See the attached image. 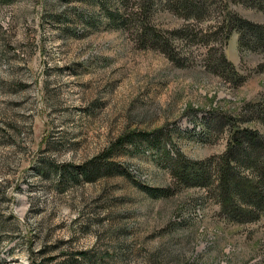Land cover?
<instances>
[{
    "label": "rangeland",
    "instance_id": "rangeland-1",
    "mask_svg": "<svg viewBox=\"0 0 264 264\" xmlns=\"http://www.w3.org/2000/svg\"><path fill=\"white\" fill-rule=\"evenodd\" d=\"M169 2L0 0V264H264V213L222 211L211 186L232 132L264 138V53L221 23L264 13ZM108 153L112 171L82 177ZM175 159L211 160L204 186Z\"/></svg>",
    "mask_w": 264,
    "mask_h": 264
},
{
    "label": "trees",
    "instance_id": "trees-1",
    "mask_svg": "<svg viewBox=\"0 0 264 264\" xmlns=\"http://www.w3.org/2000/svg\"><path fill=\"white\" fill-rule=\"evenodd\" d=\"M169 3L174 10L187 12L185 18H194L199 15V5L197 6L194 0H171ZM233 3H244L264 13V0H233ZM146 24L140 26L139 35L154 45L161 39ZM221 26L226 31L225 41L232 32H235L238 34L240 50L245 48L264 53V25L254 24L235 14L227 13ZM163 53L171 61L173 60L167 51ZM216 62L224 65L230 74L237 78V82L242 81L223 54L217 58ZM252 108L262 114L264 102H258ZM232 133L229 148L212 167L214 168L212 170H215V180L211 181V186L222 211H227L228 214L239 216L244 220L255 221L264 213V138L257 131L250 129H240ZM108 156L109 153L103 154L88 163L81 171L82 177L89 178V176L112 171L113 166L107 161ZM211 164V160H207L187 166L176 160L171 165V174L180 184L204 186V181L209 179L208 168ZM237 168L246 170V175L238 172Z\"/></svg>",
    "mask_w": 264,
    "mask_h": 264
}]
</instances>
